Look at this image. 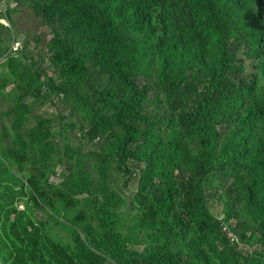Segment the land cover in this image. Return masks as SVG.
Returning <instances> with one entry per match:
<instances>
[{
    "label": "trees",
    "instance_id": "1",
    "mask_svg": "<svg viewBox=\"0 0 264 264\" xmlns=\"http://www.w3.org/2000/svg\"><path fill=\"white\" fill-rule=\"evenodd\" d=\"M21 2L52 30L56 76L0 39L16 130L0 143V202L28 196L0 219V261L264 264L222 232L235 220L264 246V0ZM51 102L63 109L43 111Z\"/></svg>",
    "mask_w": 264,
    "mask_h": 264
},
{
    "label": "rangeland",
    "instance_id": "2",
    "mask_svg": "<svg viewBox=\"0 0 264 264\" xmlns=\"http://www.w3.org/2000/svg\"><path fill=\"white\" fill-rule=\"evenodd\" d=\"M21 2V0H19ZM14 6L12 8H8L4 11L8 4V0H0V39L5 41V46H12L11 52L13 51L14 47V40L6 44L11 38H19V48H23L24 44H28L27 53H31V50L35 52H32L34 57V69L36 70H42L48 72L51 76H56L55 71L51 68V54L49 53V50H47V46L49 43H51L53 39L52 30L48 27H45L42 25V19L33 17L32 11H30L28 8L23 7V3L18 2V6L16 1H14ZM10 9L14 10L13 13L10 14ZM16 11V12H15ZM5 28V30H3ZM38 37H42L43 43L42 45L38 46L36 42H39ZM35 40V41H34ZM240 58L245 59L244 54L242 53L240 55ZM4 62V61H3ZM254 63L253 59H245L244 65L246 68L245 75L251 74L254 70L252 67V64ZM8 74V68L5 65H0V77H5ZM259 82L260 84H264V78L262 75H259ZM15 87V83H11L7 87V93L5 95L0 94V143H3L5 147H12L15 145V139H14V133H15V120L14 115H6V111L9 110L13 106L14 97L11 96V92L13 91ZM59 105H62L61 102H59ZM43 111L51 113H59L63 107L56 106L52 102L48 104L45 108H43ZM35 112V110H33ZM14 120V121H13ZM35 121L34 118L31 122L24 124L22 129L25 130L26 128H29L30 126L34 125ZM11 129V130H10ZM11 131L12 135H9L8 133ZM27 138H29L28 135H26ZM97 142L94 144L90 143V145L93 147L92 149H97ZM4 152V149H0ZM4 162L7 164V166L16 172L15 166H13L10 162V160L6 157H3ZM63 171V167L59 168V174H54L51 176V182L53 184L62 182L64 180V176H61V173ZM17 173V172H16ZM18 176L24 178L27 177L26 171L17 173ZM137 188V178H133L131 184H129L128 188L125 189V194L127 195L128 199H132V194L135 193ZM129 195V197H128ZM28 199V196L24 197H11L10 199L3 200L0 202V219H7L9 211L12 209V203H17L18 206L15 205V207H19L20 209H25L26 205L23 202V200ZM210 207L212 212L218 216L219 218H225L224 215V202L213 197L210 199ZM225 221V220H224ZM229 224L226 225L227 227H236L237 224L235 220H231L230 222H227ZM54 234H56L59 237L64 238L65 241H69L70 237L68 235V232L65 228L62 227H55L53 230ZM240 234V232H239ZM238 237V236H237ZM239 239V237H238ZM240 241V240H239ZM240 246H238L239 249H242L244 252L246 251H252L254 247H256V251L264 253V246L261 242H255L253 244L241 242ZM0 264H3L0 261Z\"/></svg>",
    "mask_w": 264,
    "mask_h": 264
},
{
    "label": "clouds",
    "instance_id": "3",
    "mask_svg": "<svg viewBox=\"0 0 264 264\" xmlns=\"http://www.w3.org/2000/svg\"><path fill=\"white\" fill-rule=\"evenodd\" d=\"M14 1H16V3H17V6H18V2H20L19 0H8V4H7V6H6V9H8V8H12L13 6H14ZM21 3V2H20ZM11 10V9H10ZM19 38H15L14 39V47H15V50H14V48H13V53L14 54H17V53H20L21 51H23V49H24V46H23V48L21 49V48H19L18 47V44H19ZM219 218V217H218ZM219 219H222V218H219ZM226 225H228L229 226V224L227 223V222H225L224 224H222V232L224 233V235L226 236V238L228 239V241L232 244V245H235L236 247H237V250L239 251V252H241L243 255H245V256H248V255H251V254H253V253H255V252H257L256 251V247H254V249L252 250V251H246V252H244L242 249H239L238 248V246H240L241 244H243V243H241V242H244L242 239H241V236H240V234H239V232H238V230H236V227H228V229L235 235V239L234 240H231V238L228 236V233H227V231L226 230H224V226H226ZM239 237V239H238V237ZM240 240V241H239ZM245 243H247V242H245ZM183 264H185V263H183Z\"/></svg>",
    "mask_w": 264,
    "mask_h": 264
},
{
    "label": "built area",
    "instance_id": "4",
    "mask_svg": "<svg viewBox=\"0 0 264 264\" xmlns=\"http://www.w3.org/2000/svg\"><path fill=\"white\" fill-rule=\"evenodd\" d=\"M6 10V8L4 9V11ZM224 230L227 231L228 233V236L231 238V240H234L235 239V235L228 229L227 226H224Z\"/></svg>",
    "mask_w": 264,
    "mask_h": 264
}]
</instances>
